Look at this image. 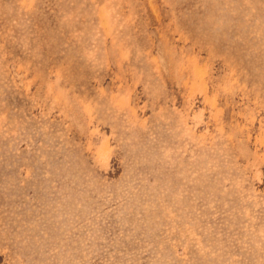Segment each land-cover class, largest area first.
Here are the masks:
<instances>
[{"label":"rangeland","instance_id":"rangeland-1","mask_svg":"<svg viewBox=\"0 0 264 264\" xmlns=\"http://www.w3.org/2000/svg\"><path fill=\"white\" fill-rule=\"evenodd\" d=\"M0 264H264V0H0Z\"/></svg>","mask_w":264,"mask_h":264}]
</instances>
